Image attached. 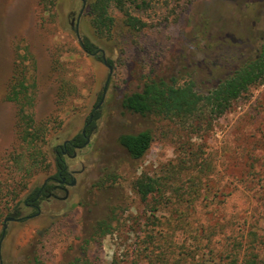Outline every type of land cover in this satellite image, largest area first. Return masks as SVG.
Segmentation results:
<instances>
[{"label":"rangeland","instance_id":"1","mask_svg":"<svg viewBox=\"0 0 264 264\" xmlns=\"http://www.w3.org/2000/svg\"><path fill=\"white\" fill-rule=\"evenodd\" d=\"M93 1L0 0V182L15 192L0 203V264H73L86 256L91 264H241L244 250L233 262L238 240L249 232L264 237V84L196 131L126 114L121 102L159 78L202 93L214 88L257 52L264 0H133L126 11L144 24L139 31L115 6L110 31L97 30ZM85 38L114 65L87 53ZM24 56L33 114L49 129L51 167L19 185L9 156L17 106L5 96ZM95 109L89 145L65 157L76 185L64 201L43 200L37 215L25 199L55 174L54 148L81 134ZM147 129L152 146L133 160L118 138ZM107 174H116L115 185L95 188ZM142 174L167 182L165 199L139 198L132 184ZM114 207V231L87 245ZM15 212L20 220L5 224ZM254 254L264 262V245Z\"/></svg>","mask_w":264,"mask_h":264},{"label":"trees","instance_id":"2","mask_svg":"<svg viewBox=\"0 0 264 264\" xmlns=\"http://www.w3.org/2000/svg\"><path fill=\"white\" fill-rule=\"evenodd\" d=\"M82 1L85 2L86 0ZM132 1L133 0L93 1L91 10L94 16L93 24L95 28L99 31H110L111 27L114 25V19L109 16V10L111 6H115L120 11L125 12L126 23L129 27L135 31L141 30L144 24L126 11L127 4ZM81 46L87 53L96 56L105 64L102 55L99 53V49L88 38L82 40ZM26 60L27 56H24L16 61L5 96L8 102H12L17 106V147L9 156L15 164L17 171L21 173L20 180L18 181L19 185H26L31 175L47 171L51 167V163L48 162V153L45 150L49 129L44 123L37 122L33 114L32 107L34 105V98L30 94L31 85L28 82ZM106 63L109 67L114 65L113 61L110 59H106ZM263 84L264 38L256 53L248 55L246 60H244L238 68L224 77L214 88L205 93L197 90L193 83L179 84L174 78L169 81L159 78L145 82L140 91L126 95L121 105L126 114L138 115L143 118H159L196 131L197 129H201L202 123L206 122L210 124L213 120L222 118L230 111L233 105L245 97L252 88ZM66 93L67 90H64V98ZM92 116V121L90 118L86 127V133L88 135L95 129V122L99 118L100 112L95 109ZM153 141L154 136L150 129L137 133L122 134L118 138L119 146L123 148L127 155L133 160L142 159L150 150ZM86 142V135L81 133L73 139L72 145L83 147ZM65 149H68L71 154L74 151L70 144L66 147L54 148L56 172L48 179L49 184L36 188L25 199V206L26 203L29 205L33 203L36 200V195L40 191H42V193H45L47 190L50 191L54 187L51 181L61 180V174L62 176L68 175L64 170L67 166L63 158V151ZM115 175L116 174H107L94 184V187L98 189L112 187L113 184L115 185L117 179ZM109 181H113L114 183L109 186ZM132 186L139 198L146 204H149V199H154L155 202L165 199L168 192V184L164 179L149 174H142L139 176L133 182ZM9 189V186L6 185L4 187V183L0 182V203L6 201L9 203L11 200L9 197L15 192ZM34 204L38 205L39 203L35 202ZM17 208L18 207H16V209ZM116 214L117 208L114 207L111 209L112 216L98 221L97 225L94 227L93 236L91 239L85 241L87 245L91 243L93 238H103L114 231L113 222L116 219ZM243 238L247 240L242 239V241H240L237 239L238 242L234 248L235 258L233 262L235 261L238 263L240 250H244L246 252L244 254V261L241 264H264V262L257 260V254H254V252L259 249L260 245H264V237L249 232V234L243 236ZM73 264H91V262L90 258L86 256L84 259H77Z\"/></svg>","mask_w":264,"mask_h":264},{"label":"flooded vegetation","instance_id":"3","mask_svg":"<svg viewBox=\"0 0 264 264\" xmlns=\"http://www.w3.org/2000/svg\"><path fill=\"white\" fill-rule=\"evenodd\" d=\"M92 119H93V116L91 115V121H92ZM90 121V122H91ZM89 122V123H90ZM88 125V124H87ZM87 127V126H86ZM84 135H86V137H87V142L89 141L90 142V140H89V138H88V136H87V133H86V128L84 129V131L82 132ZM72 141L73 140H70V141H66L65 143H64V145H62V146H57V147H60V148H62L63 146L64 147H66L68 144H70L72 147H73V153L71 154V153H69V151H68V149H65L64 151H63V158H64V162L66 163V161H65V157H75L76 156V152H75V150H78V149H82L83 147H85V146H87V145H89V143L86 145V143H85V145L83 146V147H81V146H76V145H72ZM66 165H67V163H66ZM65 170V172H67V176H62V174H61V180H55V181H51V183L53 184V188L50 190V191H45V193L43 192L42 193V191H40L37 195H36V200L33 202V203H31L30 205L28 204V203H26V206H28V207H31V208H33V210L35 209V210H37V215H39L40 213H41V209H40V204L42 203V201L43 200H47V201H49L50 199H54V198H58V199H60V200H65V199H67L68 198V195H69V190H68V188H71V187H74V186H71V183L72 182H74L75 181V185H76V180H75V178H74V175H75V172H71L69 169H68V167L66 166V169H64ZM49 179V178H48ZM48 179L44 182V184L42 185V186H46L47 184H49L48 183ZM60 192H65V196L64 197H59V193ZM35 202H38L39 204L37 205V204H34ZM17 215H18V212H15L14 213V218H15V220L14 221H17V220H20V219H18L17 218ZM2 236H3V234H2Z\"/></svg>","mask_w":264,"mask_h":264},{"label":"water","instance_id":"4","mask_svg":"<svg viewBox=\"0 0 264 264\" xmlns=\"http://www.w3.org/2000/svg\"><path fill=\"white\" fill-rule=\"evenodd\" d=\"M81 42H82V40H81ZM99 52H100V51H99ZM94 55H95V54H94ZM102 58L104 59L105 64H107V63H106V57H105V55L102 54ZM111 71H112V70H111ZM88 143H89V141L86 143V145H87ZM71 186H75V181L71 183ZM14 220H15L14 216H12V217H8V218L5 219V224H7L8 222L14 221ZM6 228H7V225L4 226L2 239H3L4 236H5Z\"/></svg>","mask_w":264,"mask_h":264}]
</instances>
